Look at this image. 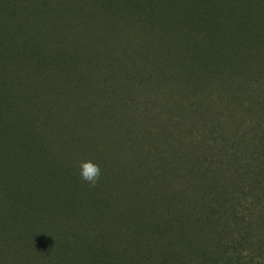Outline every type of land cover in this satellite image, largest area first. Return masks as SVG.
I'll list each match as a JSON object with an SVG mask.
<instances>
[{"label": "rangeland", "instance_id": "obj_1", "mask_svg": "<svg viewBox=\"0 0 264 264\" xmlns=\"http://www.w3.org/2000/svg\"><path fill=\"white\" fill-rule=\"evenodd\" d=\"M164 4L178 11L157 8ZM251 30L256 41L246 37ZM0 54V203L38 205L46 220L61 216L76 223L74 214L56 215V197L64 195L67 203L84 197L78 206L88 224L114 215L93 208L106 196L135 207L126 222L110 221L109 228L125 237L153 223L151 196L161 203L158 209L174 206L166 220L175 224L182 210L196 209L193 200L173 195L184 181L174 168L186 160L182 169L203 173L202 181L189 175L196 177L191 183L214 189L212 208L239 205L240 187L230 174L211 170L218 160L231 173L240 165L231 159L228 141L216 145L215 127L223 124L228 140L246 141L242 122L250 115L242 112L264 115V63L257 61L264 58V0H0ZM211 60L224 66L220 70ZM218 75L232 77L236 87L222 84ZM88 161L101 170L95 187L80 176L81 162ZM241 173L244 187L251 173ZM212 208H206L211 215ZM246 214L244 207L241 223ZM8 225L0 222V264H67L57 253L48 263L49 254L29 251L23 242L4 249L6 237L15 236ZM209 228L201 227L205 239H196L198 244L223 238L226 251L238 252L237 244L227 246L238 235L207 236ZM144 233L142 248L149 242ZM250 249L241 252L255 256Z\"/></svg>", "mask_w": 264, "mask_h": 264}, {"label": "trees", "instance_id": "obj_2", "mask_svg": "<svg viewBox=\"0 0 264 264\" xmlns=\"http://www.w3.org/2000/svg\"><path fill=\"white\" fill-rule=\"evenodd\" d=\"M167 6L168 4H164L162 7L157 5V8L168 9L169 14H175L178 11L177 9H169ZM163 11L165 12V10ZM246 19L242 18L241 21H245ZM241 26L243 27L242 23ZM237 31L241 32L239 30ZM246 32V37L249 41H256V31L251 30ZM234 38H240V35H236ZM233 57L235 58V55ZM194 58L198 60L197 55ZM257 61L264 63V58H259ZM214 63L217 68L224 66L222 65L224 63ZM203 64L205 65L206 63L203 62ZM115 72L116 70H113V73ZM222 76L218 75L219 79ZM220 81L222 84L228 85V87H236V84L232 83L233 78L230 76L222 78ZM238 93L235 91L236 102L240 100ZM254 108L255 105L251 106L252 110ZM249 112L245 110L242 112L244 116L250 115L247 116L250 121L242 122L243 132L248 135H245L246 141H239L238 139L231 141L230 138L228 140L225 126L219 124L215 127L218 132L216 145L219 144L220 139L228 141V145L234 149V153L230 154L233 155L231 159L240 160L239 168L233 170V174L231 170L221 167V160L213 162V166L215 164L217 166L211 169L220 176H227L228 172L230 174L228 178L234 180L236 183L234 186L240 187L238 188L239 195L236 199L239 203L237 207L225 209L227 205L222 206L217 203L212 208L209 203L213 204L214 199H217L210 193V190L214 189L192 184L191 182L193 181L191 179H196V177L190 178L189 175H201L199 179L202 181L203 173L200 170L194 171L187 167L182 169L181 167L186 165L187 162L186 160H180V162L176 163L177 169L174 168V171L184 181H181L178 187L180 189L175 188L176 192L173 195H175V198L177 196H184L187 200H193L190 201V204L195 205L194 207L196 209L187 213L182 210L181 216H174L175 218L177 217L176 224L166 220L168 217L167 214L172 213L171 211L173 210L171 209L174 206L170 204L169 209H158L162 206L156 198L153 199L156 196H151L154 209L152 214L149 213V216H151L149 221H153V223L150 226H144V229L140 228L133 235L127 233L125 237H122L117 232H114L112 228H109V224L110 221L115 219H122L126 222V218L135 216V213L132 211L135 207H131V203H129L130 205L127 202L115 204L112 199L104 196V199L96 201L93 208L96 211H101L104 208V211L114 215H106L108 219H101L87 224L83 220V210L78 206L79 204L82 206L85 204L84 197H79L77 200H71L69 198L70 203L65 201L64 195L62 194L56 197V201H59V204L57 203L58 211H55L56 215L62 213L61 210L67 213V216L74 214L80 219L76 223H68V221L62 220L61 216H55L56 221L46 220L40 214V210H37L38 205H19L16 210L10 207L9 204H5V200H2V203H0V222L4 223V225L10 224L12 221L18 223L14 227L11 225L7 226L12 228L7 233L15 234V236L10 235L8 238L6 237L7 243L3 245V248L10 250L16 242L21 248L23 242L22 247L25 249L28 248L29 251L33 249L36 252L44 251L49 254L46 256L49 258L48 263L53 261L52 253H57L59 256L58 261L60 262V259L64 258L63 262L67 264H264V115H260L258 112ZM84 146L87 147L88 145L85 144ZM208 156L211 157V155ZM241 157L246 160L242 161ZM227 163L233 164L232 161H228ZM213 171L212 174L206 171L205 175L207 177H214ZM241 171L251 173V176L248 175L249 179L244 184L248 186V190L244 188L245 186L242 187L239 184L244 179ZM72 184L73 186L75 185L74 183ZM78 186L81 192L80 195H82L84 193L83 186L81 183ZM35 195L36 193H34ZM139 196L140 194H136V197ZM143 198L149 200L147 196ZM8 200L13 202L12 200L14 199L11 200L8 198ZM181 201L183 203L186 202L184 198ZM247 202H250V206H245ZM138 203L142 205L143 201H138ZM208 206L212 208V215L210 210L206 209ZM244 207L247 211L245 215L247 219H243V221H246L241 223L239 216ZM76 211L79 212L77 213ZM224 216L226 218L222 221ZM132 220H135V218L132 217ZM168 223L176 227L174 231L166 227ZM212 224H215V226L213 229H210L209 226ZM200 226L210 229L207 236L213 235L212 232L229 234V236L233 234L238 235L239 237H229L227 241V246H235L237 244L240 247L238 252L230 253L226 251L224 249L226 245L220 241L223 238L219 240L216 238L214 244L210 246L198 244L196 239H205V236L199 232L201 230ZM144 231L147 234L146 239H149V242L142 248L141 245H138V240L143 238L140 236ZM16 232L18 233L16 234ZM30 237L32 238L31 240ZM34 245L37 248H34ZM250 246L255 249V256H247L241 252L246 249L251 251ZM68 254L76 256L69 262L67 259Z\"/></svg>", "mask_w": 264, "mask_h": 264}, {"label": "clouds", "instance_id": "obj_3", "mask_svg": "<svg viewBox=\"0 0 264 264\" xmlns=\"http://www.w3.org/2000/svg\"><path fill=\"white\" fill-rule=\"evenodd\" d=\"M80 176L81 179L87 182L90 187H95L101 177L100 167L91 161L81 162Z\"/></svg>", "mask_w": 264, "mask_h": 264}]
</instances>
